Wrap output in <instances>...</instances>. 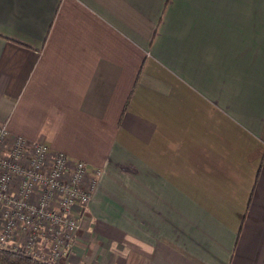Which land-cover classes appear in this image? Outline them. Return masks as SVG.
Returning <instances> with one entry per match:
<instances>
[{"label": "crops", "instance_id": "0c3cea01", "mask_svg": "<svg viewBox=\"0 0 264 264\" xmlns=\"http://www.w3.org/2000/svg\"><path fill=\"white\" fill-rule=\"evenodd\" d=\"M0 126L100 171L61 264H264V0H0Z\"/></svg>", "mask_w": 264, "mask_h": 264}, {"label": "built area", "instance_id": "2783aa9c", "mask_svg": "<svg viewBox=\"0 0 264 264\" xmlns=\"http://www.w3.org/2000/svg\"><path fill=\"white\" fill-rule=\"evenodd\" d=\"M99 169L0 126V249L42 262L68 255Z\"/></svg>", "mask_w": 264, "mask_h": 264}, {"label": "trees", "instance_id": "16d2710c", "mask_svg": "<svg viewBox=\"0 0 264 264\" xmlns=\"http://www.w3.org/2000/svg\"><path fill=\"white\" fill-rule=\"evenodd\" d=\"M167 1V0H166ZM0 264H56L53 262H42L25 256L21 252H11L0 249Z\"/></svg>", "mask_w": 264, "mask_h": 264}, {"label": "clouds", "instance_id": "9594fccd", "mask_svg": "<svg viewBox=\"0 0 264 264\" xmlns=\"http://www.w3.org/2000/svg\"><path fill=\"white\" fill-rule=\"evenodd\" d=\"M46 124H47V121L45 122L44 125L41 126L40 129H38V132L41 135H46L47 139L52 140L55 137V135L57 134L58 129H50V130H48L46 128Z\"/></svg>", "mask_w": 264, "mask_h": 264}, {"label": "rangeland", "instance_id": "374dc122", "mask_svg": "<svg viewBox=\"0 0 264 264\" xmlns=\"http://www.w3.org/2000/svg\"><path fill=\"white\" fill-rule=\"evenodd\" d=\"M96 184H97V181H96V183H95V187H96ZM91 197H92V195H91ZM90 200H91V198H90ZM90 200H89V201H90ZM88 203H89V202H88ZM88 203H87V205H88ZM87 205H86L85 208H87ZM107 208H108V206H107ZM112 209H115V210H116L117 212H119L120 214L123 213V206H111V207H110V210H112ZM85 210H86V209H85ZM85 210H84V211H85ZM110 210H109V211H110ZM87 212H88V210L85 211V213H87ZM103 212H104V213H103ZM106 212H108V211H107V210H106V211H102L103 214H107ZM108 213H109V212H108ZM59 261H60V262L57 261L59 264L63 263V262H62V261H63L62 259L59 260Z\"/></svg>", "mask_w": 264, "mask_h": 264}]
</instances>
